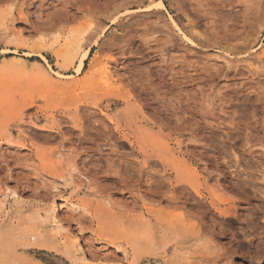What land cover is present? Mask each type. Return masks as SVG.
Instances as JSON below:
<instances>
[{
	"label": "rangeland",
	"instance_id": "1",
	"mask_svg": "<svg viewBox=\"0 0 264 264\" xmlns=\"http://www.w3.org/2000/svg\"><path fill=\"white\" fill-rule=\"evenodd\" d=\"M157 1L0 0V264H264V0Z\"/></svg>",
	"mask_w": 264,
	"mask_h": 264
},
{
	"label": "bare ground",
	"instance_id": "2",
	"mask_svg": "<svg viewBox=\"0 0 264 264\" xmlns=\"http://www.w3.org/2000/svg\"><path fill=\"white\" fill-rule=\"evenodd\" d=\"M156 4H158L159 6H164V3L161 1V0H158L157 2H156ZM27 54V53H26ZM88 54H89V50L88 49H85L84 50V52L81 54V56L79 57V59H78V62L76 63V65H75V67H74V72L76 73V74H79V73H81V70H82V68H83V65H84V60L88 57ZM73 57V56H72ZM55 74H57V75H61V73H59V72H55ZM49 214V213H48ZM53 215V214H52ZM57 218H55L54 216H53V221H54V223L56 224V222H55V220H56ZM78 256V255H77ZM78 259H79V261L82 263V264H88L87 262H86V260H84L82 257H81V255L80 256H78Z\"/></svg>",
	"mask_w": 264,
	"mask_h": 264
}]
</instances>
